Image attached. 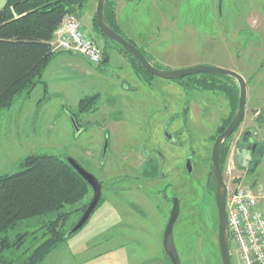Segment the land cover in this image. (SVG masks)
<instances>
[{
  "label": "rangeland",
  "instance_id": "obj_1",
  "mask_svg": "<svg viewBox=\"0 0 264 264\" xmlns=\"http://www.w3.org/2000/svg\"><path fill=\"white\" fill-rule=\"evenodd\" d=\"M114 1L120 34L160 69L210 65L240 73L246 81V104L230 145L246 129L256 132L264 144V125L257 122L259 115L264 116V0H221L220 10V0ZM4 3L0 0V8ZM85 7L75 14L81 28L83 23L88 25L87 14L83 16ZM94 10L95 6L93 16ZM94 32L95 41L116 51L109 64H96L75 53L72 61L79 68L65 66L57 71L51 67L54 57L43 70L44 86L37 85L28 99H18L0 114V173L18 171V163L32 153L55 154L74 158L102 185L101 202L84 226L40 264H171L161 242L170 205L159 195L145 194L142 189L146 183L133 178L119 185L125 192L116 194L115 181L141 170L137 162L144 158L151 115L156 117L151 121V131L157 135L166 119L154 112L164 107L180 111L186 103L197 122L191 120L183 127V153L186 156L194 148L198 158L193 174L184 170L182 175L173 242L181 264H221L215 189L213 192L208 185L207 175L219 117L231 110L227 96L197 86L184 92L174 82L150 78L144 69L135 67L137 62L112 43L107 44L97 30ZM59 77L65 81L55 82ZM94 94H99L95 108L77 113L79 100ZM69 111L77 114V126ZM86 124L90 125L85 128ZM231 160L226 157L225 174L228 165L232 169ZM235 171H231L235 182H255L264 187V146L254 171ZM167 192L170 196L173 191ZM91 196L90 190L87 204ZM82 213L73 212L64 228L70 230ZM26 231L27 240L16 254L26 255L40 240L37 227Z\"/></svg>",
  "mask_w": 264,
  "mask_h": 264
},
{
  "label": "trees",
  "instance_id": "obj_2",
  "mask_svg": "<svg viewBox=\"0 0 264 264\" xmlns=\"http://www.w3.org/2000/svg\"><path fill=\"white\" fill-rule=\"evenodd\" d=\"M87 1L5 0L0 8V114L18 99H28L37 85L44 86L43 70L57 54L51 47L55 29L65 14H79ZM103 11L107 23L120 34L115 1L105 0ZM92 26L107 44L112 43L128 59L137 62L135 67L140 69V63L133 56L102 34L95 14ZM106 49L107 46H103L104 53ZM183 83L225 93L231 110L218 129L221 132L238 106L239 90L235 80L220 74L198 73L186 76ZM98 97L99 94H94L81 98L77 113L93 110ZM69 114L77 122V114L71 111ZM257 122L264 125L263 114L257 117ZM229 149L228 138L219 150L221 167ZM18 167L16 172L0 173V264H40L50 251L69 238L66 235L69 229H65L64 224L73 212L84 211L88 203L85 198L91 189L66 159L55 154L32 153L23 158ZM210 176L213 180L211 171ZM212 189L214 192V184ZM215 224L217 227L218 218ZM31 227L41 232L40 240L26 255L16 254L27 240L26 229ZM217 250L220 255L219 248ZM219 258L222 264L221 255Z\"/></svg>",
  "mask_w": 264,
  "mask_h": 264
},
{
  "label": "flooded vegetation",
  "instance_id": "obj_3",
  "mask_svg": "<svg viewBox=\"0 0 264 264\" xmlns=\"http://www.w3.org/2000/svg\"><path fill=\"white\" fill-rule=\"evenodd\" d=\"M151 63H153L152 60H151ZM140 67L142 69H144L141 64H140ZM155 67H158V66L156 65ZM144 71H146V70L144 69ZM147 73H149V72H147ZM150 75H151V76H149L150 78H153V77L157 78L158 77V76H155L152 74H150ZM186 76H188V75H186ZM186 76H183V77H180L177 79H164V80L171 81V82L178 84L181 87V89L184 92H186V91H189L190 89L194 88V87H190L189 85H184L183 79ZM158 78H160V77H158ZM161 79H163V78H161ZM214 91H217V90H212L210 92H214ZM187 106H189L188 103L184 104L183 107L180 109V111H178V110L175 111V107H164V109L162 111L154 112L155 115H160L161 119L164 117L166 119L160 128L159 134H157V135L156 134L153 135V133L151 131L152 127H153L151 125V121L153 118L156 119V117L153 116V114L151 115L150 119L148 120V123L150 125L149 126L147 125V128L148 127L149 128L146 129V133H147L146 135L148 136V140H147V144H145V146L143 147L144 158H138L139 161L137 162V163L141 164V170L139 171V173L137 175H135L133 177L119 176L115 181V183L117 185V186H115L116 194H120L122 191L125 192L124 188L120 187L119 185L121 183L123 184V183L127 182L129 179L133 178L132 180H134L135 182H139V183H143V184L146 183L145 188L142 189L145 194L159 195L161 201L164 200V203L166 205H170V209L166 213V224H167V221L169 220V217H170V212H171V209L173 207V202H174V200H176L177 205H178V214H177V218L174 222L173 227L176 225L178 218H179V212H180V208H179L180 198H179V196L183 190V183H182L183 182V180H182L183 172L185 170L187 174L192 175L194 170H195V164H194L195 159L198 158V154L194 148L191 149L190 152L188 154H186V156H184V153H183V147H184L183 127L185 126V124L190 123L191 120L193 122H197L195 120V117L193 116L192 111L189 110L187 108ZM205 111H206V109L202 110V113H204L203 115H207L208 111H206V112ZM235 112H234V114H235ZM234 114H233V116H234ZM227 116L221 115L219 117L220 124H219L217 129H219V127L222 125L224 119ZM233 116H232V118H233ZM232 118H231V120H232ZM242 120H241L240 124L242 123ZM240 124H239V126H240ZM89 125L90 124H86L85 128H87ZM239 126L235 129V131L232 134H230L228 137H226L224 139V141H226V139H228V138L230 140L232 138V136L235 134L236 130L239 128ZM247 131H250L249 138L252 139V143H250L249 145H251V146L255 145V148L250 152V158L248 161L239 160L240 163L246 162V166L244 167V166L236 163V158H237V152L242 150V146L239 144V140L242 138L243 134L246 133ZM221 132H217V134L214 135L213 144H214L215 138ZM260 143H262V145L264 146L263 141L259 140L256 132L252 131L251 129H246V130L242 131L241 134L236 138L233 145L232 144L230 145V142H229L230 149H229L228 158L232 159V161L234 163V169H236L235 172L246 174L248 172H252L255 170V168L259 164V157L263 152V149H262L261 153L259 152V144ZM190 146H192V145H190ZM212 147H213V145H212ZM171 150H175V151H171ZM219 150H220V148H219ZM211 153H212V149H211ZM76 162L82 167V165L78 161H76ZM218 163H219V153H218ZM254 163H256V165L253 168V170L250 171V169L253 167ZM82 168L85 169L84 167H82ZM173 168L175 169V171L173 170ZM219 168L221 170L222 178H223V181L225 183V176H226V174H225V170H226L225 161H224L222 167L220 166V163H219ZM85 170H87V169H85ZM210 171H211L213 180L211 179ZM89 172L92 173L91 171H89ZM207 176H208V185L212 186V184H214V187H215V182H214V177H213V172H212L211 156H210V165H209V171H208ZM157 186H159V188H156ZM137 187L138 186H136L135 188H137ZM101 188H102V185H101ZM168 189L173 191L172 193H170V196H168V192H167ZM91 192H92V190H91ZM87 205H86V207H87ZM160 210H162V208H160ZM166 224H165V226H166ZM165 226H164V228H165ZM162 235H163V232H162ZM172 238H173V236H172ZM161 242H162V238H161ZM166 257L168 258L167 255H166ZM231 262H232V260H231Z\"/></svg>",
  "mask_w": 264,
  "mask_h": 264
},
{
  "label": "water",
  "instance_id": "obj_4",
  "mask_svg": "<svg viewBox=\"0 0 264 264\" xmlns=\"http://www.w3.org/2000/svg\"><path fill=\"white\" fill-rule=\"evenodd\" d=\"M104 2L105 0H97L95 6V17L98 23V26L102 32V34L119 44L128 54L133 56L137 61L140 62L142 67L152 75L158 76L163 79H177L190 74H198V73H212V74H220L233 78L239 87V99L238 106L236 112L228 124V126L217 135L215 138L212 153H211V163H212V172L215 182V202L218 213V244L221 255L222 264H232L230 257V248H229V239H228V230H227V221H226V212H225V183L222 178V173L219 168L218 163V153L221 143L224 141L226 137L232 134L235 129L239 126L241 120L244 116L245 104H246V81L243 76L231 69H226L219 66H210V65H196L193 67L175 69V70H164L158 67H155L142 53V51L129 42L126 38H124L121 34L114 31L111 26L107 23L106 18L104 16ZM221 0L218 4V9L220 10ZM110 49L107 48L103 59L101 61L102 64H107L110 57ZM72 122L75 126H77L73 116ZM250 131H247L243 134L242 138L239 140V144L242 146V150L237 152L236 163L242 166H246L245 163H240L239 160L248 161L250 158V152L255 148V145H249L252 143V139L249 138ZM263 149L262 143L259 144V152L261 153ZM67 163L87 182L90 189L92 190V197L83 211L82 215L78 219V221L74 224V226L67 232V237H70L78 230H80L84 224L87 222L91 214L94 212L101 198V184L98 179L89 171L83 169L72 157H68L66 159ZM256 163L253 164V167L250 171L253 170ZM255 185V182L252 183V186ZM178 214V205L177 201L174 200L173 207L170 212L169 220L163 230L162 235V246L165 254L168 256L171 264H181L174 242L172 238V230L174 222L177 218Z\"/></svg>",
  "mask_w": 264,
  "mask_h": 264
},
{
  "label": "built area",
  "instance_id": "obj_5",
  "mask_svg": "<svg viewBox=\"0 0 264 264\" xmlns=\"http://www.w3.org/2000/svg\"><path fill=\"white\" fill-rule=\"evenodd\" d=\"M51 47L55 53H77L96 64L104 56L103 47L93 38L85 36L74 13L65 14L54 31ZM230 163L234 169L233 161ZM232 169L228 165V178L225 179L230 257L234 259V264H264V187L256 183L252 186L242 181L235 182Z\"/></svg>",
  "mask_w": 264,
  "mask_h": 264
},
{
  "label": "crops",
  "instance_id": "obj_6",
  "mask_svg": "<svg viewBox=\"0 0 264 264\" xmlns=\"http://www.w3.org/2000/svg\"><path fill=\"white\" fill-rule=\"evenodd\" d=\"M96 2L97 0H88L87 2V5L84 9V15L87 14V19H88V25L86 24H82V30H83V33L87 36V37H90V38H93L95 39V32L91 26V20H92V17H93V6H96ZM94 14H95V10H94ZM96 40V39H95ZM98 42V41H97ZM103 47V45H101ZM107 48L110 49V57H109V61L107 64L110 63V59L111 57H113V54L116 52L115 49L109 47L108 45H106ZM75 53H71V52H66V51H62V52H57V54L55 55V58L54 60L52 61L51 63V67H53L54 69H56L57 71L60 70V69H63V67H71V69L74 68H79L77 64L73 63L72 61V58H76L74 56ZM100 65H103L102 63H99ZM75 70V69H74ZM61 81V82H64L65 81V77H59L55 80V82H58ZM50 88V84H49V87L48 89Z\"/></svg>",
  "mask_w": 264,
  "mask_h": 264
}]
</instances>
